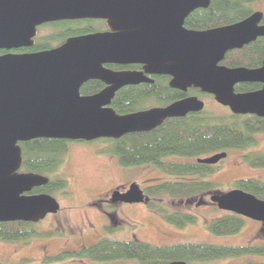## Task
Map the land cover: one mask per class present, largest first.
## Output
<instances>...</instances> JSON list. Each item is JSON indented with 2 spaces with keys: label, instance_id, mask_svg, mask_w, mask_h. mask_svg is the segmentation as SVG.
Instances as JSON below:
<instances>
[{
  "label": "water",
  "instance_id": "1",
  "mask_svg": "<svg viewBox=\"0 0 264 264\" xmlns=\"http://www.w3.org/2000/svg\"><path fill=\"white\" fill-rule=\"evenodd\" d=\"M209 0H0V222H37L59 210L47 192L31 193L48 177L19 171V142L34 138L91 141L117 139L126 133L149 131L168 117L199 112L204 102L187 96L164 107L117 113L111 100L118 88L147 81L137 71L115 72L103 63H143L146 71L170 75L172 87H198L234 114L264 117V57L259 67H230L219 62L226 51L240 48L256 36L262 12L205 30L183 27V20ZM85 18L107 20L108 30L75 35L40 51L14 50L34 44L37 27L55 21ZM264 50V46H263ZM99 79L106 87L81 94L80 87ZM244 82L262 87L235 91ZM226 152L197 158L215 164ZM110 202H147L131 182L125 191H111ZM218 209L264 225V200L239 188L209 194ZM156 264H188L171 260Z\"/></svg>",
  "mask_w": 264,
  "mask_h": 264
},
{
  "label": "trees",
  "instance_id": "2",
  "mask_svg": "<svg viewBox=\"0 0 264 264\" xmlns=\"http://www.w3.org/2000/svg\"><path fill=\"white\" fill-rule=\"evenodd\" d=\"M258 0H214L207 9L193 11L186 19V26L202 29L235 22L252 12L242 5ZM100 25L94 21L63 20L49 22L37 27L34 44L29 48L14 51H40L62 43L66 38L78 34H88ZM56 44V45H54ZM4 50H0V53ZM262 51L257 44L251 48L234 49L225 55L223 63L230 67H252L260 60ZM258 55V56H257ZM257 83H239L235 91H251ZM100 83L89 80L80 87L81 94L99 91ZM180 92V91H178ZM163 93L150 88L128 87L116 93L111 101L112 108L119 114L137 111L156 100H162ZM168 93L166 100L180 95ZM184 95V94H181ZM264 132V117L234 114L229 109L222 114H213L205 109L180 117H168L149 131L131 132L113 138H101L108 143L107 150L123 166H153L165 174V179L144 188L148 197L146 205L158 213L167 223L184 228L194 224L198 215L170 208V200H190L197 205L206 202L205 196L217 192V184L205 177L216 170L215 164L197 162V158L229 149L243 150V162L251 167L264 168V148L248 149L257 143L256 134ZM71 140L61 138H34L19 142L22 149V164L19 171L34 172L48 177L45 185L35 187L31 193L52 192L65 187L66 178L57 173V168ZM83 141V140H76ZM246 150V151H245ZM53 172L54 175H51ZM233 188L250 192L264 200V181L243 178L234 181ZM196 199V200H195ZM245 218L239 214L224 211L221 215L205 219L206 229L215 235H231L239 232ZM35 223L30 221L0 222V240L26 242L37 234ZM264 256V243L213 244L208 242H178L171 244H151L137 239L122 240L103 237L90 245H82L76 250H63L53 255H44L41 262L62 258H86L92 261H113L133 259L141 264H156L171 260H183L188 264H217L227 260L230 264H264L256 257ZM30 259L3 261L0 264H30Z\"/></svg>",
  "mask_w": 264,
  "mask_h": 264
},
{
  "label": "rangeland",
  "instance_id": "3",
  "mask_svg": "<svg viewBox=\"0 0 264 264\" xmlns=\"http://www.w3.org/2000/svg\"><path fill=\"white\" fill-rule=\"evenodd\" d=\"M264 9V0L258 1ZM44 28L37 33L44 34ZM56 45V44H54ZM205 110L213 114L227 111L224 106L208 96H203ZM257 143L248 149L264 148V132L256 134ZM108 143L101 139L91 141H69L67 150L57 168L67 183L64 188L52 192L59 202V210L48 214L34 225L37 234L25 243L0 240V260L18 261L30 259V264L42 261L44 255H53L63 250H76L90 245L98 239H137L151 244L178 242H208L213 244L264 243V225L250 218L236 234L215 235L205 227V219L224 213L211 203L207 196L203 205L190 200H168L173 209L198 215V220L184 228L167 223L158 213L148 208L145 202H116L107 205L104 200L114 189H125L131 182L141 188L165 179L166 176L153 166L120 165L116 157L107 150ZM246 151V150H245ZM243 150L229 149L225 158L216 163V170L205 178L217 184L218 191L233 188L234 181L256 178L264 181V168H255L243 162ZM51 175H54L53 172ZM196 200V199H195ZM53 222L55 226L47 223ZM264 261V256L256 257ZM223 260L217 264H230ZM45 264H141L133 259L92 261L86 258H62Z\"/></svg>",
  "mask_w": 264,
  "mask_h": 264
},
{
  "label": "flooded vegetation",
  "instance_id": "4",
  "mask_svg": "<svg viewBox=\"0 0 264 264\" xmlns=\"http://www.w3.org/2000/svg\"><path fill=\"white\" fill-rule=\"evenodd\" d=\"M213 1L214 0H209L207 6H198V7L194 8L192 11H190L188 13V15L183 20V27H185L186 29H193V30H205V29L213 28V27H206V28H202V29H197V28L188 27L185 24L186 19L188 18V16H190V14L193 11L198 10V9H207V8H209V7L212 6V2ZM258 1L253 2V3H250V4L249 3H244L242 6L245 7V8H247V9H251L252 12H254V11H261L262 12L261 19L257 23V26L260 27V26H263L264 25V9L261 8V6H260V4H259ZM251 13H249L247 16H249ZM247 16H245V17H243V18H241V19H239L237 21H240V20L246 18ZM75 20H82V21H91L92 20L94 22L96 21V22L99 23L100 26L98 28L96 27V28H94L91 31L86 32V33H94V32H98V31H106V30H108L107 20L106 19H103V18H85V19H75ZM61 21H63V20H61ZM67 21H71V20H67ZM237 21H235V22H237ZM232 23H234V22H232ZM229 24H231V23H229ZM224 25H227V24H224ZM219 26H222V25H219ZM215 27H218V26H215ZM78 35H81V34H78ZM73 36H75V35H73ZM254 44H257L260 47V49L262 51V54H261V57H259L260 60L257 61V64L255 66L250 67V68L259 67L262 64V60H263V57H264V50H263V46H264V35L256 36L255 39H253V40L249 41L248 43L244 44L242 47L235 48V49H242L243 47L251 48V46L254 45ZM232 50H234V49H230V50L226 51L225 54H224V57H225V55H227ZM224 57L219 62V64L225 65L223 63ZM102 66L104 68H106V69H110V70L115 71V72H119V71H137V72H141L147 78V81H141V82L136 83V84H126V85H123V86H121L120 88H118L116 90L115 94L118 93L120 90H122L124 88L132 87V86L134 88H137V89L138 88H150L152 90L155 89V90H158V91L161 90V92L163 91L162 94L159 93V94H161L160 96L162 97V100H156L154 102H151V104L149 106L144 107V108H141L139 110L147 109V108H150V107H164V106H167L168 104H170V103H172V102H174L176 100H180V99L185 98L187 96H196L199 99H201L204 102V107L202 109V110H204L205 109V101L202 99V97L203 96H208V97H210V98H212L214 100L213 95L208 94V93L201 92V90L198 87L189 86L185 90H181L179 88L172 87L170 85V80L172 78L170 75L165 74V73H158V72H149V71H146V69L144 67L145 65L143 63H139V62H133V63H113V62H107V63H103ZM90 80H97V81H99V83H100L99 90H101L102 88H104V87L107 86V84L105 82H103L102 80H99V79H90ZM244 83H246V82H244ZM248 83H257L258 84V87L256 89H259V88L262 87V84L259 83V82H248ZM256 89H254V90H256ZM167 91H168V93L170 91H175V93H173V94L180 95V96L179 97H176L174 99H168V100H166L164 98L168 97L167 96ZM178 91H180V92H178ZM181 94H184V95H181ZM224 108H226V110L229 109L227 106H224ZM189 113H195V112H189ZM189 113H187V114H189ZM185 115H183V116H185ZM243 115H253V114H243ZM176 117H180V116H176ZM127 188H128V186L125 189H119V190L120 191H125ZM141 189L143 190V193L145 194V196H147L146 193H145V191H144V189L143 188H141ZM109 198H110V196L108 195L107 198L104 200L105 202H107L106 204L107 205H110V206L113 205V204H115V203L110 202ZM49 214H52L53 215L55 213H49ZM46 216L44 218H46ZM40 220H42V219H40ZM37 222H33V223L36 224ZM47 224H48V225H46V228L47 229H50L49 228L50 225L55 226V223H53V222H49Z\"/></svg>",
  "mask_w": 264,
  "mask_h": 264
}]
</instances>
